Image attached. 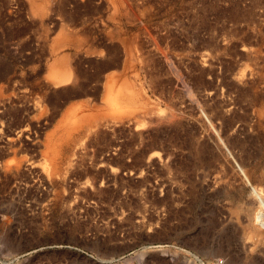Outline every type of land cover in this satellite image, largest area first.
<instances>
[{
    "label": "rangeland",
    "instance_id": "obj_1",
    "mask_svg": "<svg viewBox=\"0 0 264 264\" xmlns=\"http://www.w3.org/2000/svg\"><path fill=\"white\" fill-rule=\"evenodd\" d=\"M0 264H264V0H0Z\"/></svg>",
    "mask_w": 264,
    "mask_h": 264
}]
</instances>
